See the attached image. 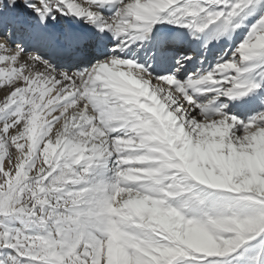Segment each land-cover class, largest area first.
I'll use <instances>...</instances> for the list:
<instances>
[{
  "label": "snow or ice",
  "instance_id": "obj_1",
  "mask_svg": "<svg viewBox=\"0 0 264 264\" xmlns=\"http://www.w3.org/2000/svg\"><path fill=\"white\" fill-rule=\"evenodd\" d=\"M0 264H264V0H0Z\"/></svg>",
  "mask_w": 264,
  "mask_h": 264
}]
</instances>
